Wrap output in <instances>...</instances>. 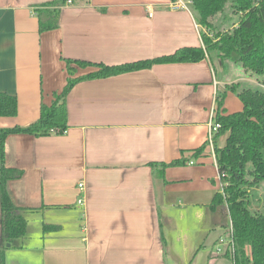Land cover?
Returning a JSON list of instances; mask_svg holds the SVG:
<instances>
[{"label":"crops","instance_id":"0c3cea01","mask_svg":"<svg viewBox=\"0 0 264 264\" xmlns=\"http://www.w3.org/2000/svg\"><path fill=\"white\" fill-rule=\"evenodd\" d=\"M54 1L0 0V92L16 95L19 111L0 116L2 129L38 121L68 82L66 59L123 64L204 46L189 0H73L58 5L55 29L41 30L38 13ZM237 59L211 50L200 61L84 79L66 98L65 132L9 134L7 165L23 175L7 190L29 210L28 235L5 264H230L214 252L230 215L210 208L220 174L208 139L218 90L254 82ZM95 69L75 65L74 76ZM236 96L228 88L227 112L243 109Z\"/></svg>","mask_w":264,"mask_h":264},{"label":"trees","instance_id":"16d2710c","mask_svg":"<svg viewBox=\"0 0 264 264\" xmlns=\"http://www.w3.org/2000/svg\"><path fill=\"white\" fill-rule=\"evenodd\" d=\"M67 0L51 2L50 9L39 11L41 30L55 29L59 24L58 5ZM196 19L207 31H203L204 46H183L173 53L159 55L153 59L127 61L123 64L66 59L68 82L62 91L55 92L51 105L42 104L38 121L26 127L0 128V264H5L9 247H21V241L28 235L26 207L16 205L9 196L7 185L10 179L19 178L23 171L9 167L6 162V139L11 133L29 134L63 133L67 130L68 109L66 98L73 86L84 79L106 78L124 72L149 68L158 63L195 62L204 59L211 50H217L223 59L238 56V61L249 74L257 76L252 84L242 85L240 81L228 88L236 92L243 109L227 112L225 108L226 90L217 92L215 122L221 124L214 135L215 152L220 174L221 190L216 193L210 208L226 204L230 215L232 252L225 255L233 264H264V207H252L250 194L254 188L264 185V0H189ZM231 3L234 13L240 15L239 22L225 30L216 29L218 14L224 13ZM57 6V7H55ZM54 8V9H53ZM75 65L93 66L96 69L84 76H74ZM263 75V76H262ZM263 83V84H262ZM18 97L0 92V116H17ZM228 133L227 143L219 147L217 138ZM203 147L197 148L200 154ZM185 159L166 166L184 164ZM53 225L45 224L44 232L51 231Z\"/></svg>","mask_w":264,"mask_h":264},{"label":"rangeland","instance_id":"374dc122","mask_svg":"<svg viewBox=\"0 0 264 264\" xmlns=\"http://www.w3.org/2000/svg\"><path fill=\"white\" fill-rule=\"evenodd\" d=\"M186 1L187 0H185V2ZM231 10H232L231 3H228L226 5L225 12L224 13H220V14L217 15V17L215 18V20H216V29H218V30H223L224 29L225 30L226 28L232 27L235 22H239L240 15L234 13ZM201 30L205 31L206 29H203V27L201 26ZM235 58H238V56L236 55V56H234V58L233 57L228 58L229 62H231V60L234 61ZM237 63H239V65L242 66L240 61L237 62ZM229 65H230V67L234 66V64H230V63H229ZM246 72H245V74H247ZM244 78H247V75L242 77V80ZM248 78L252 79L254 82L257 81V76H253V75L249 74ZM251 84L254 85L253 83H251ZM254 86H257V85H254ZM262 87H264V85ZM222 135H224V134H222ZM222 135L219 136L220 137V141H221V136ZM217 183L219 184L218 187H220V190H221V181H220L219 175H218V178H217ZM250 196H251V199H252V204H251L252 207H256V208L264 207V185H261L259 188H254L253 192L250 194ZM222 205L226 206V204H222ZM224 217H225V215L222 216L221 219L227 222L226 217H225V219H224ZM201 218H202V222H201ZM199 221H200V223H205L206 221L208 222L206 217H200ZM195 222L197 223V221H195ZM224 225H225V227H223L222 236H219V237L217 236L218 238H217L216 242L215 243L213 242V244H214L213 245L214 246V252L215 253H221L223 255H225L228 251L232 252V248L230 246V244H231V235H230L229 222H227V224H224ZM212 236H215V234H212ZM227 259L230 260V264H233V260L232 259H230L229 257H227ZM198 261H195V264H197Z\"/></svg>","mask_w":264,"mask_h":264},{"label":"built area","instance_id":"2783aa9c","mask_svg":"<svg viewBox=\"0 0 264 264\" xmlns=\"http://www.w3.org/2000/svg\"><path fill=\"white\" fill-rule=\"evenodd\" d=\"M66 2L68 4H71V2H73V0H67ZM177 5L178 4H176V6ZM212 122H213V124H212L211 130H210V133H209V139H208L209 142L208 143H209V147L212 148L213 156L216 157V152H215V147H214V143H215L214 135L216 134V132L220 128L221 124L219 122H215V120H213ZM189 164H195V161L194 160H190L189 161ZM79 189H80V194H79V197H78V203L82 207H85L86 195H84V189H85V187H84V183L83 182H80ZM231 248L233 250V248H234V245L233 244H232Z\"/></svg>","mask_w":264,"mask_h":264}]
</instances>
